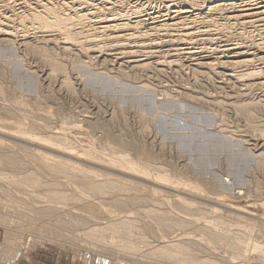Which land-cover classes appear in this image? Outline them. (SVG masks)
I'll list each match as a JSON object with an SVG mask.
<instances>
[{"label":"rangeland","instance_id":"obj_1","mask_svg":"<svg viewBox=\"0 0 264 264\" xmlns=\"http://www.w3.org/2000/svg\"><path fill=\"white\" fill-rule=\"evenodd\" d=\"M116 2L120 23L187 6L197 33L170 42L176 35L140 24L127 31L138 38L119 44L87 40L82 25L71 39L18 18L12 36L0 35V264H264V77L246 74L264 75L259 26L210 10L219 0ZM232 47L252 65L231 64L242 59ZM43 159L77 169L57 173ZM82 169L127 189L94 194ZM121 221L132 223L131 239L106 229ZM95 226L101 238L89 235ZM173 241L181 259L151 252Z\"/></svg>","mask_w":264,"mask_h":264},{"label":"bare ground","instance_id":"obj_2","mask_svg":"<svg viewBox=\"0 0 264 264\" xmlns=\"http://www.w3.org/2000/svg\"><path fill=\"white\" fill-rule=\"evenodd\" d=\"M77 1L76 0H0V2L3 4V5L1 4L0 6L1 7L4 6L5 9L7 10V11L4 12V11L1 10V7H0V35H2V34H4V36H5V34L6 35L7 34L11 35L13 33V31L15 32V27L11 26V24L14 22V20H16L18 18L21 20V24L22 25L21 24L20 25L22 27L25 26L29 22V23L33 24V27H34L35 30L36 29H41V28L42 29L43 28H48V29L49 28L50 29L53 28L55 31H57V32H59L61 34L68 35L69 37H71V39H72V35H71L72 33L70 31L73 28L72 26H74V25H82L84 28L88 27V29H86L85 31H90L89 32L90 34L88 33L87 35H85L86 39L89 40V41H93V40L97 41L99 39V36L101 37L102 35H106V34L108 36H110V39L115 40L117 43H119L120 41L133 39V38H136L137 36H135L134 32H127L129 30V26L133 27V28L130 27L131 29H135L136 30V27H138L140 24H142V25L151 24L152 25V29L156 30V32H158V33L160 31H164L165 35H170V36L176 35L175 39L171 38L170 40H166V41H170V42H172L174 40L177 41V39H180V38L182 40V38H187V37L192 36L193 34L197 33L196 30L194 29L193 25H191V22L194 21L193 20L194 17L192 18V20L188 21L189 18L192 16L193 10H191L187 6L182 7L181 5H178L177 3H172V5L170 7L168 6L169 8H167V10L164 13H162V14L160 13V14L155 15V16H153L154 14L153 15H149L148 14L149 15L148 18H144L143 17V18L138 19L137 21H134L133 23H131V22L130 23H126L124 21H123L124 23L123 22L120 23V22H116L117 21L116 20V16H115L116 14L114 16H112L113 15L112 10H113L115 4H117V2H116L117 0L116 1L106 0L108 2V3L106 2L107 4L104 5V3L101 2V4H98V6H95V5H94L95 7L91 6L93 8H89L87 5H86L87 7L85 5H84V7H81L83 5V3L80 2L81 1L80 0L79 2L82 3V4H77L76 3ZM84 2H86V1H84ZM90 3H91V1H90ZM88 4H89V2H88ZM133 7H134V12L136 14L137 13L138 14L141 13V11H142L141 9L142 8L139 9L140 8L139 6H133ZM224 8H227V10L229 9V12L232 13L230 17L235 19L239 23L244 24V25H252V26H255V27L259 26L258 32L261 35V39L260 40H261V42L264 40V0H219L218 3L216 2L215 4H212L211 6H209V9L210 10H214L215 12H217L216 11L217 9H222L223 10ZM143 11H145V10H143ZM224 11H226V10H224ZM114 12H116V11H114ZM195 18H197V17H195ZM146 20H149L151 22L149 23V21L147 22ZM207 22H209V21H207ZM126 24H128V25H126ZM129 24H131V25H129ZM16 26H18V25H16ZM148 27H150V26H148ZM242 27H244V26H242ZM202 31H204V30H202ZM206 31H207V29H206ZM26 32H28V31H26ZM76 33L77 32H75V34ZM205 34H207V33H205ZM15 36H16V34H15ZM7 37L8 36H6L5 38H7ZM144 37H145V35H144ZM10 38H7V39H10ZM107 38H109V37H107ZM68 42H69V40H68ZM64 43L66 44V42H64ZM97 44L95 45V47L97 46ZM124 44H122V45H124ZM263 44H264V41H263ZM193 48L194 47H184V48L179 49V51L183 50L184 54L186 53V55L192 56L195 53ZM231 49L234 50L233 52H235L234 56L242 57V59H240V60L238 59V60L232 61L231 64H238L239 66H246L247 68L250 65H252L253 58H251L249 56V53L247 51L238 50V47H235V48L232 47ZM91 50L92 51H97V48L92 47ZM130 52L131 51H129L127 53L133 55V53L135 51L133 53H130ZM134 55H135V53H134ZM135 60L136 61H132V60L131 61L132 62H138V61H140L142 59H140V60L139 59L138 60L135 59ZM213 64H214V62H207L206 63V65H208V66H212ZM147 65H148V63H144V64L136 63V66H138V67L147 66ZM64 67L65 66L62 63L60 65L58 64V68L63 73H64V71L66 72ZM262 73H261V70L259 71L258 69H254V68L253 69L248 68V70L246 72V74L249 75V77L254 78V79L255 78L256 79H261V78L263 79L264 75H262ZM242 74H245V73H242ZM66 79H68V78L65 77V80ZM63 81H64V79H63ZM64 82H68V81H64ZM261 82H264V81H261ZM51 136H56V134L55 135H51ZM38 138H40V140H44L46 142L49 141V142L52 143L51 139H49L50 138L49 136L47 138H44V137L42 138V137L38 136ZM51 138L54 139V137H51ZM57 139L55 137V140H57ZM56 142H60V141L57 140ZM64 143H65V141H64ZM88 154L89 153H87V156H88ZM94 156H95V154H94ZM105 158H107V157H105ZM109 159H106V161H108ZM43 160H44L46 166H48V164H49V169H51V171H54V172L57 171V173H58V171L59 172L63 171V172H66L68 174H71L73 176L74 173H75V170L77 169V168L74 167L75 165H73V164H70L72 166L64 165L63 162H65V161H62L61 163H59V162L56 163V160H55V162L47 163V160H45V159H43ZM111 162L113 164H118V162L116 160H112ZM258 163H261V162L258 161ZM263 163H264V161H263ZM263 163H261V166H262ZM258 165H260V164H258ZM86 171H84L82 177L84 179H89L90 181L86 182L87 184H86L85 188L86 189L89 188L90 191L91 190L93 191V193L95 192V193H98V194L99 193L100 194H104V193H108V192H111V191H121V190L124 191V190L127 189V187L124 186L121 181L120 182L122 184L120 182H117L119 180L116 181V179L115 180L114 179L111 180V179H108V178H106V179L104 178L102 180L90 179L89 177H91V175L89 173H86ZM87 172H90V171H87ZM90 173H92V172H90ZM30 176L31 175H28L24 179H26L27 182H28V179L30 180V178H29ZM31 177H34V176H31ZM31 180H33V179H31ZM11 181L13 182V180H11ZM36 181L37 180L34 181V184H35ZM13 183H16V181H14ZM31 183H33V181ZM37 183L38 182H36V184ZM87 186H89V187H87ZM239 191H241V190H239ZM53 197L54 198L57 197V199H58V197L59 198L62 197V194L59 193V192L58 193L56 192L55 196H53ZM116 202L118 204L122 203L121 200H116ZM131 224H130V222H127V221H121V222H116V223L114 222V223H111L108 227L106 226V229H108V230L112 229V231L114 232V233H112L113 235L114 234H116V235L118 234L119 236L122 235V237L129 236L128 238L131 239L132 236L130 238V235H132V229H133ZM182 224L183 223L180 222V221L177 222L178 226H182ZM104 230H105L104 226H95L94 228H91L90 232L88 231V233H89L90 236L94 235L96 237L98 235L97 237H99L100 235H102L105 232ZM109 233H111V231ZM107 234H108V232L106 233L105 236H107ZM109 236L112 238V235H109ZM209 236H210V239L212 241H218L219 240V237L215 236L214 234H212V235L210 234ZM110 237H109V240H110ZM116 237H118V236H116ZM99 238H101V237H99ZM125 238H127V237H125ZM112 240H114V241H112L113 242L112 244H115V243L117 244V243H119V240H121V238L118 240V242H116L117 240L115 241V236H114ZM123 243H125L124 246H126L128 249H135L136 250V248H137V246L134 243L130 242L128 239L124 240ZM170 243L171 244L164 245V246L163 245H161V246L159 245L160 247L156 246L155 249L153 248L154 250H151V252L153 251L152 253L158 255L159 257L165 258V259H173V258L181 259L180 256H178V254L176 253V251L179 252L181 249H183V245L181 243H179V242L175 243L174 241L170 242ZM234 247H236V246L234 245ZM200 264H218V263H216L214 261L204 260V261H201Z\"/></svg>","mask_w":264,"mask_h":264}]
</instances>
